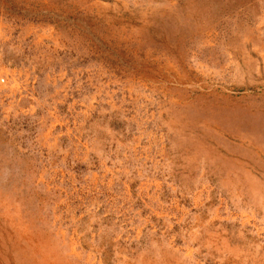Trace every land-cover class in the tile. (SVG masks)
<instances>
[{
    "label": "rangeland",
    "instance_id": "1",
    "mask_svg": "<svg viewBox=\"0 0 264 264\" xmlns=\"http://www.w3.org/2000/svg\"><path fill=\"white\" fill-rule=\"evenodd\" d=\"M0 264H264V0H0Z\"/></svg>",
    "mask_w": 264,
    "mask_h": 264
}]
</instances>
